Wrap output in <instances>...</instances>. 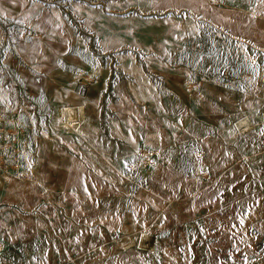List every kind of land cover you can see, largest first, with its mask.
Listing matches in <instances>:
<instances>
[{
  "label": "rangeland",
  "instance_id": "obj_1",
  "mask_svg": "<svg viewBox=\"0 0 264 264\" xmlns=\"http://www.w3.org/2000/svg\"><path fill=\"white\" fill-rule=\"evenodd\" d=\"M0 264H264V3L0 0Z\"/></svg>",
  "mask_w": 264,
  "mask_h": 264
},
{
  "label": "bare ground",
  "instance_id": "obj_2",
  "mask_svg": "<svg viewBox=\"0 0 264 264\" xmlns=\"http://www.w3.org/2000/svg\"><path fill=\"white\" fill-rule=\"evenodd\" d=\"M221 28V27H220ZM136 39V38H135ZM138 40V39H137ZM45 57V55H44ZM47 74V73H46ZM90 77V76H89ZM142 78V77H141ZM182 81V80H181ZM172 85V84H171ZM176 85V84H175ZM185 85V84H184ZM228 86V85H227ZM255 95V94H254ZM256 96V95H255ZM30 97V96H29ZM251 98V97H250ZM249 99V98H248ZM89 101V100H88ZM83 102V101H82ZM255 102V100H254ZM258 103V102H257ZM77 104V103H76ZM89 104V103H88ZM253 104V103H252ZM87 106H85V103H80V104H77V105H66V104H63L60 106V110H59V116L61 117V119L64 121L65 120V123L66 125H69L71 127H75V125L71 124L74 119H79V120H82V119H87V109H86ZM59 109V108H58ZM78 120V121H79ZM83 122V121H82ZM150 124V123H149ZM136 125V124H135ZM89 126V125H88ZM251 126V125H250ZM141 127V126H140ZM148 129V128H147ZM93 131V130H92ZM152 131V130H151ZM132 134V133H131ZM144 134V133H143ZM97 138V137H96ZM214 145V144H213ZM53 147V146H52ZM210 148V147H209ZM146 149V148H145ZM147 150V149H146ZM206 150V148H205ZM148 151V150H147ZM149 152V151H148ZM147 152V153H148ZM151 152V151H150ZM205 152V151H204ZM207 154V153H206ZM153 155V154H152ZM205 155V154H203ZM210 155V154H209ZM215 156V155H214ZM150 159V158H148ZM147 160V158H146ZM204 160V159H203ZM151 161V160H150ZM156 161V160H155ZM149 162V161H148ZM209 162V161H208ZM217 162V160H216ZM227 162V161H226ZM205 164V163H204ZM216 164V163H215ZM223 165V164H222ZM214 166V165H213ZM186 168V167H185ZM205 168V167H204ZM203 169V168H202ZM226 169V168H225ZM32 170H33V177H34V180L36 181H41L42 179V176L40 174V172L36 169V165H35V162L32 164ZM204 170V169H203ZM201 172V171H200ZM203 174V173H202ZM201 174V175H202ZM84 179V177H82ZM85 180V179H84ZM82 181V180H81ZM85 182V181H83ZM86 183V182H85ZM89 184H90V181H89ZM83 186V185H82ZM91 187V186H90ZM84 189V188H83ZM88 188H86L87 190ZM92 191V190H91ZM89 192V191H87ZM90 194V193H89ZM156 198V197H155ZM145 207V206H144ZM143 211H146V210H143ZM138 215V214H137ZM146 215V214H145ZM101 216V215H100ZM33 219V218H32ZM24 221V220H23ZM146 223V222H145ZM33 225V222L31 223ZM97 225V224H96ZM30 227V226H29ZM95 228V227H94ZM99 230V228H98ZM168 230V229H167ZM17 232V231H16ZM48 242V241H47Z\"/></svg>",
  "mask_w": 264,
  "mask_h": 264
},
{
  "label": "snow or ice",
  "instance_id": "obj_3",
  "mask_svg": "<svg viewBox=\"0 0 264 264\" xmlns=\"http://www.w3.org/2000/svg\"><path fill=\"white\" fill-rule=\"evenodd\" d=\"M261 3H264V0H261Z\"/></svg>",
  "mask_w": 264,
  "mask_h": 264
}]
</instances>
